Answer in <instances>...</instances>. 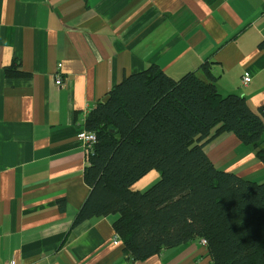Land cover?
Masks as SVG:
<instances>
[{
    "label": "crops",
    "instance_id": "obj_1",
    "mask_svg": "<svg viewBox=\"0 0 264 264\" xmlns=\"http://www.w3.org/2000/svg\"><path fill=\"white\" fill-rule=\"evenodd\" d=\"M261 41L264 0H0V263L210 264L199 238L128 260L117 214L71 227L89 192L78 133L112 85L150 64L177 80L207 79L206 63L220 94L264 108ZM17 61L27 75L6 76ZM205 152L215 168L264 181V163L232 133ZM158 177L152 169L131 188Z\"/></svg>",
    "mask_w": 264,
    "mask_h": 264
},
{
    "label": "trees",
    "instance_id": "obj_2",
    "mask_svg": "<svg viewBox=\"0 0 264 264\" xmlns=\"http://www.w3.org/2000/svg\"><path fill=\"white\" fill-rule=\"evenodd\" d=\"M19 65L5 67V75L26 76ZM202 70L207 79L190 71L175 80L150 64L88 111L84 128L96 137L83 171L89 192L71 227L117 214L113 228L130 261L199 238L210 264H264V181L215 168L205 152L232 133L264 163V108L220 94L208 64ZM152 169L158 179L133 190ZM57 203L63 210L64 199Z\"/></svg>",
    "mask_w": 264,
    "mask_h": 264
},
{
    "label": "built area",
    "instance_id": "obj_3",
    "mask_svg": "<svg viewBox=\"0 0 264 264\" xmlns=\"http://www.w3.org/2000/svg\"><path fill=\"white\" fill-rule=\"evenodd\" d=\"M249 80H250V76L245 75L243 77L242 83L243 84H247L249 82ZM61 83H62L61 77L57 74L55 76V84L56 85H61ZM78 138L83 142V144L85 145V149L88 150V151H90L92 144L96 140L95 133L87 131L85 129L81 130L78 133ZM118 241H119L118 236H115L114 237V243L116 244V243H118ZM201 243L206 245L205 239H201ZM0 264H14V261L13 260H8V261L2 262Z\"/></svg>",
    "mask_w": 264,
    "mask_h": 264
}]
</instances>
